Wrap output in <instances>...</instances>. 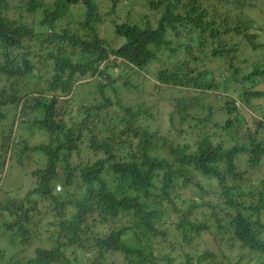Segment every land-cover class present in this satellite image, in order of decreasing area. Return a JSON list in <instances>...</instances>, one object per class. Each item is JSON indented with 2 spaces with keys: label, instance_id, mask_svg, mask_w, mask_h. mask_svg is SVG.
Masks as SVG:
<instances>
[{
  "label": "trees",
  "instance_id": "trees-1",
  "mask_svg": "<svg viewBox=\"0 0 264 264\" xmlns=\"http://www.w3.org/2000/svg\"><path fill=\"white\" fill-rule=\"evenodd\" d=\"M256 1L144 0L136 19L130 6L118 11L128 0L107 12L95 0H53L34 22L44 0L14 6L19 16L0 0V174L8 156L37 164L30 189L0 200V227L17 245L0 247V264H244L256 254L264 264ZM74 6L84 16L60 26ZM157 88L172 106L166 125L153 100L123 93ZM187 90L196 95L176 96Z\"/></svg>",
  "mask_w": 264,
  "mask_h": 264
},
{
  "label": "rangeland",
  "instance_id": "rangeland-1",
  "mask_svg": "<svg viewBox=\"0 0 264 264\" xmlns=\"http://www.w3.org/2000/svg\"><path fill=\"white\" fill-rule=\"evenodd\" d=\"M26 1L27 0H8V3L10 5V7H14V6L20 5V4H23L25 6ZM44 1L46 2V5L43 4L44 5L43 8H40L37 10L36 16L33 15L34 16L33 17L32 15H28V20L35 22L44 16L45 7H47V5H50L49 3H51V1H53V0H44ZM95 1L100 4L101 10L103 12H107L111 8V4H112L111 0H95ZM123 1H126V0H123ZM129 1H131V2H130V5H128V8L122 7V10L119 9L118 11L120 13H122L123 15H125L126 11L129 9V6H130L132 8V10L135 11L134 14L136 15V19H139L138 17L145 12L144 11L145 9L143 8L144 0H128V2ZM126 4H128V3H126ZM81 9H84V8L83 7L80 8V6H77V7L74 6L73 8L70 9L68 14L58 22V24L60 26H68L69 21L79 20V18H82L85 14V12H83ZM16 10L17 9L15 7L11 8V10L9 9V12H10L9 14L11 16H19V11H16ZM26 14H28V13L26 12ZM248 15L250 16L251 19H253L255 21V24H256L255 30L257 31V33H259L260 39L264 40V0H257L255 6L250 7L248 9ZM108 22H110V21H108ZM76 23L77 22L73 23L74 27L77 26ZM103 29H105V30L109 29L107 27V23H104L103 26H101L102 31H103ZM50 31H51V29L48 30V32H50ZM117 42H118V40L115 41V43H117ZM153 63L154 62H152V64ZM216 64H217V62H216ZM157 65H159V64L158 63L153 64V66H152L153 71L156 70ZM214 65H215V62L209 63V66H214ZM204 67L207 68V66H204ZM140 79H142V78H140ZM152 79H153V77L151 78V80ZM150 86H151V88H149L148 90H153V88H152L153 85H150ZM260 86L262 87V85H260ZM195 91H197V90L195 89ZM162 92L163 91H161L160 89L157 88L156 90H154V93H151V95H149L147 92L133 93V92H129L126 90H124L123 93L125 95V98L128 101L136 102V101L148 100L150 103L154 101L156 103V107H154V111H155V113L160 111L161 116L159 114H157V116L161 120H163V121H159V122H161V124H163V125H166V124H168L167 123L168 122V112L171 111L172 106H171L170 102L167 100L157 101V100H159V97H160L159 95L166 98L165 95H162ZM152 95H154V96H152ZM194 95H196V93L193 90H187V92L178 91L176 93L177 97H183V96L190 97V96H194ZM234 96L236 97V95H234ZM209 98L212 102H214L217 105V106H215L217 109L221 108V106L224 104V100L221 99L220 101H218L217 97L215 95H213V93H211V96ZM60 104H63V102L60 101ZM240 108H243V107L241 106ZM256 113H258V112H256ZM235 114H237V113L234 112V114L231 115L230 118H233L235 116ZM217 120L223 122L222 118L217 119ZM19 125L20 124H18L17 126H19ZM20 130L22 132H24L26 134V136H28V133L30 130L31 131L33 130V132H36V130L34 131V129H31L29 127L25 128V129L23 128ZM35 138L37 140H39L41 137H40V135L36 134V136L33 139V142H31V143L34 144L37 142V141L36 142L34 141ZM34 154H36V155H34ZM34 154H33L34 157L40 156L39 155L40 153H34ZM1 155H2V152L0 151V162L3 161V158L1 157ZM6 161H7V163L3 169V172L0 174V200L1 199L6 200L7 198H17L18 196H21L28 189H30L34 185V182H35V177L30 174L31 170L29 172H27L29 170V166L31 164H33V165L30 166V168L35 167L37 165V164L35 165L34 161H32V163L29 162L28 164L25 165V162L19 163L15 158L9 159V156H8ZM57 184L62 185V182L59 181ZM210 184H213V183H209V181L204 182V185L207 187H210L211 186ZM189 190L190 189H188L185 192L184 197L179 200V204L183 207H185L187 205V203H189L191 201V198H190L191 192ZM167 217L169 218V220L172 221L174 219V213L173 212L168 213ZM10 219H12L11 215L7 214L4 217V220H1V221H6V223H7ZM168 223H169V221H168ZM169 225H170V223H169ZM6 228L0 227V247L6 248L7 251H10V250L14 249L17 245H16V243H13L11 241L12 233H10V231H6V230H8V228L7 229ZM212 237H213L212 234H210V235L205 234L203 236V238L199 240L201 242L202 248L204 246H206L207 242L212 240ZM209 238H210V240H209ZM223 248L226 250L227 253H229L231 250L228 244H224ZM189 249H190V247H189ZM157 251H160V249L157 248ZM232 252H233L234 256H237L240 252V249L234 247ZM259 262L260 261H258V259H257V254L253 255V257H251V255H250L243 260L244 264H259Z\"/></svg>",
  "mask_w": 264,
  "mask_h": 264
},
{
  "label": "clouds",
  "instance_id": "clouds-1",
  "mask_svg": "<svg viewBox=\"0 0 264 264\" xmlns=\"http://www.w3.org/2000/svg\"><path fill=\"white\" fill-rule=\"evenodd\" d=\"M58 186H60V185H57V186H56V190H60V189H61V188H60V189H58ZM60 187H61V186H60Z\"/></svg>",
  "mask_w": 264,
  "mask_h": 264
},
{
  "label": "built area",
  "instance_id": "built-area-1",
  "mask_svg": "<svg viewBox=\"0 0 264 264\" xmlns=\"http://www.w3.org/2000/svg\"><path fill=\"white\" fill-rule=\"evenodd\" d=\"M61 187L60 186H58V189H60Z\"/></svg>",
  "mask_w": 264,
  "mask_h": 264
}]
</instances>
